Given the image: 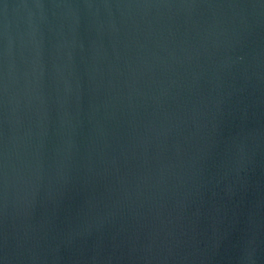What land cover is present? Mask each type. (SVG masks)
<instances>
[{"label": "water", "instance_id": "95a60500", "mask_svg": "<svg viewBox=\"0 0 264 264\" xmlns=\"http://www.w3.org/2000/svg\"><path fill=\"white\" fill-rule=\"evenodd\" d=\"M0 264H264V0H0Z\"/></svg>", "mask_w": 264, "mask_h": 264}]
</instances>
